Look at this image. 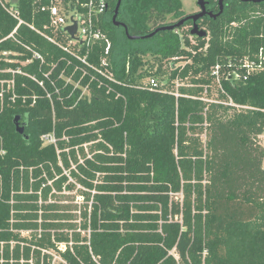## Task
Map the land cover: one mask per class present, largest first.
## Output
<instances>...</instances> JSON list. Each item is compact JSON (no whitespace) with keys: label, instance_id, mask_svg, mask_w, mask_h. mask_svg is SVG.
I'll list each match as a JSON object with an SVG mask.
<instances>
[{"label":"trees","instance_id":"obj_1","mask_svg":"<svg viewBox=\"0 0 264 264\" xmlns=\"http://www.w3.org/2000/svg\"><path fill=\"white\" fill-rule=\"evenodd\" d=\"M52 1L69 11L85 0L7 1L23 19L9 38L18 20L0 0V66L25 73V99L0 115V264H49L50 250L67 264H264V70L241 67L264 46V1L224 0L218 16L197 21L201 36L182 0H122L117 19L141 36L131 39L113 23L118 0H107V55L104 39L79 47L55 34ZM209 2L219 13L220 0ZM167 25L176 26L143 37ZM53 130L57 146L42 139ZM65 171L86 188L80 225L60 202Z\"/></svg>","mask_w":264,"mask_h":264},{"label":"built area","instance_id":"obj_2","mask_svg":"<svg viewBox=\"0 0 264 264\" xmlns=\"http://www.w3.org/2000/svg\"><path fill=\"white\" fill-rule=\"evenodd\" d=\"M6 0H2V4L5 7V9L9 12V14L16 18L18 20V24L16 27L11 31L9 34L10 37H14L16 32L18 31L19 26L23 23V19L20 16V12L15 6V4L11 3V5H7ZM108 9L107 0H85L80 1L78 5L72 10L66 11L63 6H61L59 3L52 1L49 6V12H50V21L48 23V27L55 33L58 34L59 32L62 33V31L68 33L73 39L72 42L75 44L78 43L79 47L86 46L90 47L96 40L98 39H104L106 41V55L110 53L111 48V40L108 37V35L102 30L100 27V19L101 16L106 13ZM77 23V31L74 36H72L69 31L66 29L68 26H72ZM53 42H58L63 46V48L66 51L74 53L68 45H63L62 41L57 40L56 36L48 37ZM10 52H4V57L1 58V60L6 62H12L13 60H17L16 58H9L8 55ZM35 57L40 58L41 62H45V59L37 52L34 53ZM78 60L86 64L88 66H91L86 56H80L76 55ZM30 60L27 59L25 61H22L24 63H28ZM102 64L107 65V57L102 58ZM241 67L244 68L245 75H250L254 72H259L264 70V46H261L258 52L255 53V56L250 58L248 56L243 57L241 60ZM51 72V71H50ZM50 72L45 73L46 76H50ZM88 72L86 69L83 70V75H86ZM213 73L217 76L216 81L218 83V87L221 89L222 92H225V88L222 84V77L220 73V67L217 65L213 71ZM0 115L4 112L6 105H13L17 101L20 100L23 96H21L17 91V75L18 74H25L23 70L17 66H8V67H1L0 66ZM8 74L9 76H5ZM32 79H36L35 75H28ZM61 78H64L67 82H71V78L67 76L64 72L60 74ZM52 79V78H51ZM149 80L152 83H155V79L153 77L149 78ZM54 88L56 89V92L59 93V89L56 86L55 80H51ZM41 85H44L43 81H40ZM81 88L79 84H77ZM83 89V94L86 93V89ZM46 95L49 98H52L53 92L49 89H46ZM217 101V100H216ZM229 105L236 106L237 108H240V105L234 103L232 99H230L227 102ZM205 137V135H203ZM202 136V137H203ZM42 139L45 144H53L57 146L58 139L56 136V132L53 130L51 132H47L42 135ZM88 145L89 143L84 144V147L88 151ZM7 148L5 146V138L3 135L0 134V157H4L7 155ZM90 156V155H89ZM32 170V167L30 168ZM66 174L69 176V180L72 182L78 184L73 177L65 171ZM31 181H33V176H31ZM70 182V181H69ZM50 184H52L51 181H49ZM80 187L85 189V187L81 184H78ZM0 186H1V193L0 197L2 195L3 190V176L0 173ZM20 191H23V189H20ZM95 193V191H93ZM12 194H14V190L12 191ZM10 204H14V198L12 197L10 199ZM41 202V201H40ZM59 249L65 250L66 249V243H59L58 245Z\"/></svg>","mask_w":264,"mask_h":264},{"label":"rangeland","instance_id":"obj_3","mask_svg":"<svg viewBox=\"0 0 264 264\" xmlns=\"http://www.w3.org/2000/svg\"><path fill=\"white\" fill-rule=\"evenodd\" d=\"M198 1L199 0H182V5L185 13L190 15L197 12L200 9ZM170 17L171 16H168V18ZM202 139L205 141L206 138L203 136ZM258 145L264 147V133L259 137ZM68 182H66L63 188V192L60 194L61 195L60 202L64 205H68L71 208L72 213H74L75 215V219H74L75 223L80 225L83 221L81 217V211L84 209V205L86 203L82 191L86 190V188L83 189L76 183H75L76 185L75 188H69L67 185ZM89 204L91 205V202H89ZM82 232L85 233V231L83 230ZM29 234L30 231H23V235H29ZM50 256L51 259L49 264H67L63 256H61V254L55 250H50Z\"/></svg>","mask_w":264,"mask_h":264},{"label":"water","instance_id":"obj_4","mask_svg":"<svg viewBox=\"0 0 264 264\" xmlns=\"http://www.w3.org/2000/svg\"><path fill=\"white\" fill-rule=\"evenodd\" d=\"M224 0H220V3H221V9H220V12L217 13V14H214L213 12L211 11H208L207 8H206V2L205 0H199V6L201 8V11L199 12H196V13H193V14H190L187 16V19H192L194 21V26H193V29L191 31L192 34H195V35H201V36H206L207 35V32L200 29L198 24H197V21L200 19V18H203L205 16H218L222 10H223V6H222V3H223ZM244 1H253V2H263L264 0H244ZM15 2V1H14ZM121 2L122 0H118V3H117V6H116V9H115V13H114V16H113V23L116 25V26H123L125 27L126 29V33H127V36L131 39H137V38H140L141 36H134V35H130V33L128 32V28L126 26V24L124 22H121L117 19L118 17V13H119V9H120V5H121ZM176 25H167V26H164V27H161L157 30H155L153 33L149 34V35H146V36H143V37H150V36H153L154 34H156L158 31L160 30H167V29H173ZM69 33L74 36L76 31H77V23L75 22L74 25L72 26H68L66 28ZM19 120L20 118L19 117H16L15 118V121H16V125H17V131L21 134L24 133V130H25V125L24 124H20L19 123Z\"/></svg>","mask_w":264,"mask_h":264},{"label":"flooded vegetation","instance_id":"obj_5","mask_svg":"<svg viewBox=\"0 0 264 264\" xmlns=\"http://www.w3.org/2000/svg\"><path fill=\"white\" fill-rule=\"evenodd\" d=\"M205 2H206V8H207V10L208 11H212V9H211V6H210V2H209V0H205ZM198 4H199V1H198ZM220 8H221V5H220ZM199 11H201V8L197 11V12H199ZM196 13V12H195ZM214 14H217V12L216 13H214ZM208 16V15H207ZM206 17V16H205ZM204 18V17H203ZM200 19H202V18H200ZM199 19V20H200ZM192 24H193V21H192ZM19 123L20 124H23L24 123V120H19Z\"/></svg>","mask_w":264,"mask_h":264}]
</instances>
